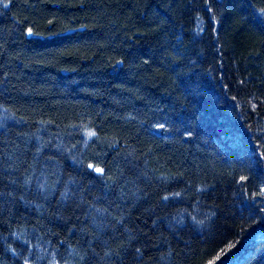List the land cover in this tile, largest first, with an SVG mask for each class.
<instances>
[{
    "label": "trees",
    "instance_id": "obj_1",
    "mask_svg": "<svg viewBox=\"0 0 264 264\" xmlns=\"http://www.w3.org/2000/svg\"><path fill=\"white\" fill-rule=\"evenodd\" d=\"M0 264H264V0H0Z\"/></svg>",
    "mask_w": 264,
    "mask_h": 264
}]
</instances>
